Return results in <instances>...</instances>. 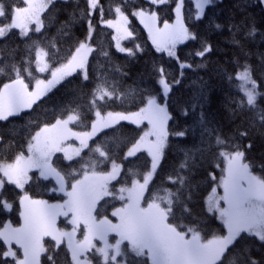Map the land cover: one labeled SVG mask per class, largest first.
I'll return each instance as SVG.
<instances>
[{
  "label": "trees",
  "instance_id": "1",
  "mask_svg": "<svg viewBox=\"0 0 264 264\" xmlns=\"http://www.w3.org/2000/svg\"><path fill=\"white\" fill-rule=\"evenodd\" d=\"M5 5L8 15L0 17V26L11 20L13 6L22 7V0H0ZM120 6L128 17V30L132 36L123 40L126 49H132L133 54L117 50L114 42L113 29L101 22L114 19L117 14L115 7ZM176 0H170L166 4H152L151 0H99V6L91 10L92 23L94 25L92 38L89 44L94 49L88 54L86 71L88 79L80 71L65 77L59 84L47 92L31 108H25L18 115L9 117L7 121H0V162H8L26 149V144L34 133L45 124H50L69 115V109H75L78 105L82 113L80 121L71 122L78 129H88L95 116L96 109L89 108L93 98V89L98 83L105 84L111 90L115 88L116 94H123V99L98 100L97 104L102 113L133 112L139 110L146 102L149 95H156L160 101L164 100L159 79V68L163 67L170 84L179 79V84H172V91L167 100L168 112L171 119L167 127L169 133L185 131L186 135L178 137L169 135L167 145L163 150L161 162L157 172L150 183V189L157 187L171 188L175 190L179 185H172L168 181L169 175H175V170L184 159V149L201 147L202 154L193 157L190 169L181 170V174L188 176L191 187V200H185L190 213L183 211V205L174 208V216L169 217V222L181 225L179 228L196 226L201 235L208 238L212 235L225 233V227L215 213L207 211L205 196L212 186L218 182L222 175L223 158L217 159V153L221 150L215 146V134L209 138L204 131L205 127L215 129L232 144H239L240 150L245 152L246 162L252 165V172L264 177V125L257 123L252 126L251 113L248 111L237 112L233 100L240 93L233 87L237 82L229 81V75L235 76L238 70H242L247 64L252 69L253 79L256 80L257 90L264 93V0H214L213 4L205 5L204 16L196 20V8L191 0H184L181 14L185 26L196 34L195 40H185L175 46L176 57H169L165 52H158L150 41L146 29L140 23L134 11L144 9L146 12L155 11L160 22L172 21L175 17ZM86 15L80 19V11ZM89 12L87 0H54L43 13L41 20L43 27L39 32L30 30L28 36H21L18 29H12L5 37L0 38V66L5 67V75L0 76V87L4 83L15 79L10 65L18 67H30L32 74H36L35 59L36 45L45 51L55 53L49 60L50 67H57L70 57L80 41L84 40L88 31ZM75 16V21L72 17ZM220 24V28H216ZM253 29H255L253 33ZM35 42V43H34ZM56 47H51L52 43ZM211 46V52L204 57L196 55L202 50V44ZM137 45L139 48H137ZM107 52L104 56L102 53ZM27 60H31L29 65ZM180 62L192 65V68L183 69L181 76ZM200 65V67H197ZM119 69V71H117ZM8 73H11L9 76ZM27 73L22 71V76ZM196 105L195 108L192 104ZM260 108H264V96L258 97ZM187 108L188 114H183ZM63 110V111H62ZM203 115L204 124H201ZM144 125H136L132 122L119 121L109 128L100 130L89 142L79 157L73 160H65L59 153L53 157V163L64 174L73 169L80 170L81 165L91 161L103 159L98 152H92L97 145L108 152L112 159L103 164H98L96 171L109 169L114 159L120 164V174L116 180L109 184L110 190L119 196L118 189L132 184V179L143 178V173L150 168L151 158L145 151H140L134 157L125 160L126 151L139 139ZM247 132L246 137H241L240 132ZM203 134V143H201ZM211 139V146L209 145ZM120 141H126L121 144ZM251 144V148L247 146ZM232 150V149H229ZM217 164L220 166L217 167ZM138 169L141 173L138 177L128 175V169ZM80 170L75 179L81 177ZM1 175V173H0ZM216 177L213 182L211 176ZM73 179H66L68 186ZM126 182V183H125ZM55 182L48 178H42L37 171L30 172L26 191L32 197L48 200H62L63 196L57 191ZM146 192V197L150 196ZM21 191L5 182L0 200L12 203V210H3L0 206V228L6 221L13 225L20 223L19 198ZM187 196V193L184 194ZM147 201V199L145 200ZM123 201L105 197L97 206V213L101 216L109 214V211L121 206ZM43 243L49 249L41 254V264H51L48 256L52 255L55 264H72L70 252L62 242L56 247L52 238L44 237ZM126 242L123 247L127 249ZM20 256V249L12 246ZM244 249H247L245 252ZM7 250V244L0 240V264L5 260L15 264L12 257H3ZM93 264H101L102 258L94 251L89 252ZM131 255V254H130ZM236 256V264H244V260L256 259L259 264H264V242L254 236L242 233L230 246L223 258V264ZM122 257H118V260Z\"/></svg>",
  "mask_w": 264,
  "mask_h": 264
},
{
  "label": "snow or ice",
  "instance_id": "2",
  "mask_svg": "<svg viewBox=\"0 0 264 264\" xmlns=\"http://www.w3.org/2000/svg\"><path fill=\"white\" fill-rule=\"evenodd\" d=\"M19 2V0H18ZM26 7L13 6L11 11V22L5 26H0V38L5 37L12 29H19L21 36H28V25L35 23V31L39 32L43 27L41 13L54 3V0H22ZM170 0H151L152 4H166ZM214 0H195L196 15L195 19L199 20L204 16L205 5L213 4ZM184 0H176V21L169 24L165 21L162 29L155 28L153 31L145 20L155 21L157 14L151 12L146 16V10L134 11L133 15L141 18V23L149 28V34L153 44L158 52H166L169 57H176L175 46L177 43H183L185 40H195L196 34L191 32L184 24L181 9ZM89 12L88 16V35L85 40L79 42L75 52L68 58L65 63H60L59 67H50L49 60L55 53H49L44 48L36 45V71L51 72V78L48 80L37 79L33 77L30 67H18L10 65L11 72H14L15 79L4 83L0 87V121H7L9 117L18 115L22 108H31L36 101L40 100L47 92L59 84L65 77L71 76L77 69H84L88 61V54L94 49L88 43L92 38L94 25L92 23L91 10L99 6V0H87ZM101 11V22L109 27H116L119 32L121 27L125 37H113L117 41V49L121 52L133 54L132 49L121 47L120 39L132 36L128 31V17L124 14L120 6L115 7L117 19L103 20V9ZM8 15L5 5L0 2V17ZM86 13L80 11V19L85 18ZM73 16L72 20L75 21ZM220 28V24L215 25ZM255 29H253L254 33ZM35 43V42H34ZM51 47L55 48L53 42ZM137 48L139 46L137 45ZM211 52V46L206 43L202 44V50L197 51L196 55L204 57ZM107 56V52L102 53ZM31 64V60L26 61ZM197 67H200L198 65ZM192 68V65L186 62H180L181 76L183 69ZM22 71L27 73L29 79H35L36 87L29 91V85L25 83ZM119 71V69H117ZM159 79L157 83L161 86L165 98V104L157 102V96L149 95L147 103L141 107L138 112L124 114L121 112H108L106 116L101 115L98 100L116 98L123 99V94L117 95L114 87L109 90L105 84L98 83L93 89V98L89 108L96 109L97 119L92 122L91 132L75 133L68 128L70 122H79L82 113L79 105L75 109H69V115L66 119H57L54 124H45L31 137L27 145L28 155L25 156L21 151L15 156L12 163L0 162V195H2L5 178L9 184H15L17 188L24 189L28 182V172L32 168L39 169L40 176L48 179L49 176L55 178L58 188L52 191L63 192L67 199L63 204H48L44 200H33L27 192L20 196V216L23 223L18 228H12L10 224H5L0 229V240L5 244H11L12 241L23 250V259H17V252L9 248L2 253L3 257H12L15 264H41V254L49 251L43 243L45 236H50L55 241L56 247L59 248L61 243L66 240L67 249L71 253L72 264H93V260L86 253L95 249V254L102 258L101 264H223V258L227 254L230 246H234L235 241L242 233L248 236H254L261 242H264V177L254 175L252 165L246 162L245 152L240 150L239 144H232L229 139L224 138L215 129L205 127L204 131L209 138L215 134V146L221 149L217 153V159L223 158L224 167L219 184L214 186L206 198L207 211L216 213L217 219L222 221L227 229V234L223 236L213 235L210 239H203L201 232L196 226L187 227L186 231H179L181 225L168 223L169 217L174 216V208L177 205H183V211L190 213L185 200H191V187L188 176L182 175L181 170L190 169V163L194 162L193 157L202 154L204 149L195 147L184 149V159L180 162L175 170V175H169L168 181L172 185H179L175 190L165 187H157L155 190L150 189V183L157 172V168L163 156V150L167 145L169 135L183 137L185 131L169 133L168 121L171 116L168 112L167 100L172 91V84H179L180 80H173L172 84L168 82L167 74L163 67L157 70ZM5 67L0 66V76L5 75ZM10 76L11 73H8ZM84 79H88L87 71H84ZM235 80L237 83L233 87L240 93V96L233 100L235 108L233 114L237 112L248 111L251 115L252 126L257 123L264 125V108L259 107L258 97L264 96L257 90L256 80L253 79L252 69L249 65H243L242 70L235 73V76L229 75V81ZM195 108V103L192 104ZM63 111V110H62ZM183 114L187 115V108L183 109ZM131 121L139 124L147 121L150 128L140 136L139 140L129 149L125 155L134 157L142 149L146 150L151 157V167L143 173V182L139 179H132V186H122L118 189L119 196L110 190L109 182L116 180L120 174V165L112 160V171L100 173L96 171L98 164H103L112 159L108 152L102 150L97 145L92 152H98L103 159L91 161L81 165L80 170L83 176L75 179L78 171L73 169L70 172L61 174L52 166L51 159L54 152H63L65 159L71 161L73 157H79L81 148H88V139L95 136L101 128H109L119 121ZM204 119L201 116V124ZM76 136L80 139L81 148H75L71 154L62 144L67 140L68 135ZM247 132H240L241 137H246ZM149 137H154L150 140ZM0 136V141H2ZM121 144L126 141H120ZM201 143H203V134ZM211 146V139H209ZM251 148V144L247 146ZM232 149V150H229ZM220 165L217 164V167ZM128 175L138 177L141 175L138 169H128ZM73 179L71 190L65 187L66 179ZM213 182L216 181L214 175L211 176ZM126 183V182H125ZM217 187L223 188V194L217 193ZM146 192L150 196L146 197ZM187 193V196L184 194ZM112 197L124 201L123 206L116 208L112 215L118 218V223L113 224L106 216L97 220L93 215L98 204L105 198ZM147 199V206L142 202ZM224 206H221L220 202ZM0 206L3 210H12V203L6 200H0ZM72 215L71 232L61 231L56 228V217L63 215ZM83 223L85 235L83 240L75 238L76 231ZM115 232L119 239L115 244L108 242V234ZM93 238L103 242V247H96ZM127 241V249L122 247L123 242ZM111 249V252L109 251ZM246 252L247 249H244ZM131 254V255H130ZM83 256V259H81ZM118 257L122 259L118 260ZM51 264H55L52 255L48 256ZM3 264H10L5 260ZM229 264H236V256L229 261ZM244 264H259L256 259H245Z\"/></svg>",
  "mask_w": 264,
  "mask_h": 264
},
{
  "label": "rangeland",
  "instance_id": "3",
  "mask_svg": "<svg viewBox=\"0 0 264 264\" xmlns=\"http://www.w3.org/2000/svg\"><path fill=\"white\" fill-rule=\"evenodd\" d=\"M192 1V3L194 4V6H195V8H196V3H195V0H191ZM22 7H26V5L24 4ZM137 11H140V10H137ZM151 15V12H146V16H150ZM136 17H137V19L140 21V23H141V18L139 17V16H137V15H135ZM117 19V16L114 18V19H112V20H116ZM175 21H176V12H175V17H174V19L172 20V21H167L169 24H174L175 23ZM11 22V20L9 21V22H7V23H5L4 25H1V26H5V25H7V24H9ZM145 23H147V24H149V27H152L153 28V31H155V28H160V29H162L163 28V26H164V23L165 22H160L159 20H158V17L155 19V21H149V20H145ZM145 23H141L142 25H143V27L146 29V31H147V34H148V37H149V39H150V41L152 42V44H153V41H152V38L150 37V34H149V28H147V27H145ZM105 24V23H104ZM105 25H107V24H105ZM28 28H29V31L30 30H34L35 29V23L33 22V23H31V24H29L28 25ZM110 28H112L113 29V32H114V37H118V38H120V37H125V33H124V31H123V27H121V29H120V31L118 32L117 31V28L116 27H110ZM127 29H128V26H127ZM19 30V29H18ZM129 31V30H128ZM19 32H20V30H19ZM87 35H88V31H87V33H86V37H87ZM86 37L84 38V40L86 39ZM125 38H122V39H120V45H121V47H123L124 48V46H123V40H124ZM114 42H115V46H116V44H117V41L114 39ZM88 43H89V41H88ZM177 44H179V43H177ZM176 44V45H177ZM154 45V44H153ZM78 46V45H77ZM76 46V47H77ZM41 47V46H40ZM154 47L156 48V46L154 45ZM116 48H117V46H116ZM76 49V48H75ZM118 50V49H117ZM74 52H75V50H74ZM73 52V53H74ZM72 53V54H73ZM166 53V52H165ZM71 56V55H70ZM45 60H46V57L44 58ZM47 61V60H46ZM66 62V61H65ZM64 62V63H65ZM57 67H59V65L57 66ZM35 70H36V64H35ZM86 70V65H85V68L84 69H77V71H80L83 75H84V71ZM239 71V70H238ZM26 76H27V74H26ZM24 77V76H23ZM33 77H35V78H37V79H42V80H48V79H50L51 78V72L50 71H46V72H43V73H41V72H38V71H36V74H33ZM25 78V83H27L28 85H29V91H32L33 89H35V87H36V83H35V79H29L28 77H24ZM161 92H162V88H161ZM162 94H163V92H162ZM154 96H156V95H154ZM157 102L159 103V104H161V105H164L165 104V99L164 100H162V101H160L159 99H158V97H157ZM146 103H147V100H146V102H145V104L142 106V107H144L145 105H146ZM23 109H25V108H22L21 110H23ZM139 110H137V111H133V112H121V113H124V114H130V113H134V112H138ZM108 112H113V113H116V112H114V111H107V112H104V113H102L101 112V115L102 116H106V114L108 113ZM67 118V116L64 118V119H66ZM97 119V117H96V115L94 116V119H93V121H95ZM92 121V122H93ZM124 121H127V120H124ZM127 122H131V121H127ZM55 123V121L54 122H52V123H50L49 125H51V124H54ZM136 125H144V127H143V129H142V133L140 134V136H142L143 134H144V132H146V131H148L149 130V128H150V126H149V124H148V122L145 120V121H142V122H140L139 124H136ZM43 127V126H42ZM68 128H70L71 129V131L72 132H75V133H84V132H91V130H92V124H91V126L88 128V129H78V128H75V127H73L72 125H71V122L68 124ZM102 129H104V128H101V130ZM37 131H39V129L37 130ZM36 131V132H37ZM35 132V133H36ZM35 133H34V135H35ZM98 133V132H97ZM96 133V134H97ZM92 138V137H91ZM90 138V139H91ZM140 138V137H139ZM90 139H88V141H87V143L89 142V140ZM148 139H150V140H152V139H154V137H149ZM30 140H31V138H30ZM139 140V139H138ZM29 142V141H28ZM136 143V142H135ZM134 143V144H135ZM27 145H28V143L26 144V149L23 151L24 152V154H25V156H27L28 155V152H27ZM62 146L65 148V149H67L68 150V152L71 154V152H72V150L73 149H75V148H81V143H80V139H78L76 136H72V135H68V138H67V140H65L64 142H63V144H62ZM132 147V146H131ZM130 147V148H131ZM129 148V149H130ZM85 148H81V153H82V151L84 150ZM129 149L126 151V153L129 151ZM141 151H145L146 153H147V151L146 150H141ZM56 153H59L64 159H65V157H64V153L63 152H54L53 154H52V159H51V163H52V166L53 167H55L58 171H60L57 167H56V165L53 163V157H54V155L56 154ZM80 153V154H81ZM126 153H125V155H126ZM148 154V153H147ZM74 158H76V156H74L73 157V159ZM151 158V157H150ZM14 160H15V158L13 159V160H11V161H8V162H4V163H12V162H14ZM65 160H67V159H65ZM118 165H120L119 163H117ZM150 167H151V164H150ZM223 167H224V161H223ZM33 170H35V171H37V173H38V175L40 176V171H39V169H36V168H32V169H30L29 170V172H28V177L30 178V172L31 171H33ZM112 171V164L110 165V167H109V169L108 170H106V171H97V172H100V173H108V172H111ZM61 174H63L62 172H61ZM223 174V173H222ZM254 174V173H253ZM1 175H2V173H1ZM254 175H257V174H254ZM82 176H83V174H82ZM82 176L81 177H79V178H77V179H80V178H82ZM222 176V175H221ZM220 176V177H221ZM41 177V176H40ZM43 178V177H42ZM48 178H50V179H52L54 182H55V184H56V188H58L59 187V185H57V183H56V180H55V178L54 177H52V176H49ZM28 181H29V179H28ZM113 181V180H112ZM112 181H110L109 182V184L112 182ZM219 181H220V179L218 180V182L216 183V184H214V186H217L218 184H219ZM5 182H7V179L5 178ZM74 181H72V183H73ZM140 182L142 183L143 182V178L140 180ZM27 184V183H26ZM26 184L24 185V189H19L20 191H21V195L20 196H22V195H24V193L25 192H27L26 191ZM14 186H16L15 184H13ZM132 186V184H130L129 186H126V187H131ZM214 186H212V188L214 187ZM65 187H66V189L67 190H71V188H70V186H68V184H67V182L65 181ZM212 188L210 189V191L207 193V195L205 196V204H206V198H207V196L209 195V193L211 192V190H212ZM58 193H61L62 194V196H63V198H62V200H59V201H56V200H48V199H45V198H37V197H32V196H30L29 194V196L31 197V199H33V200H44V201H47L48 202V204H63V202H64V200H66L67 199V196L63 193V192H60V191H57ZM217 193L219 194V195H222L223 194V188L222 187H217ZM123 203H124V201H123ZM221 203V206H224L223 205V202L221 201L220 202ZM142 204H143V206H147V201H143L142 202ZM19 206H20V200H19ZM123 206V204H121V206H118V207H114V208H112L110 211H109V214L108 215H105L109 220H111L112 221V223L113 224H115V223H118V218L117 217H114L113 215H112V213H113V211L116 209V208H120V207H122ZM206 207H207V205H206ZM22 209H21V206H20V211H21ZM216 214V213H215ZM93 215L96 217V219L97 220H100V219H103L105 216H101V215H99L98 213H97V209H96V211H94V213H93ZM216 215H218V214H216ZM20 219H21V221H20V223L19 224H17V225H13L9 220L8 221H6L4 224H3V226L0 228V229H2L3 227H4V225L5 224H10L11 225V227L12 228H18V227H20L21 225H22V223H23V220H22V218H21V216H20ZM71 220H72V215L71 214H69L67 217L66 216H63V215H60V216H57L56 217V228L57 229H59V230H61V231H66V232H71V230H72V227H73V225L71 224ZM168 223H170L169 221H168ZM170 224H172V223H170ZM174 225V224H173ZM178 230L179 231H186L187 230V227L186 228H179L178 227ZM227 234V229L225 228V233L223 234V235H226ZM84 235H85V229H84V226H83V223H81V225H80V227L77 229V231H76V236H75V238L77 239V240H83V238H84ZM215 235H218V236H223V235H219V234H215ZM213 236V235H212ZM212 236H210V237H208V238H205V237H203L202 236V238L203 239H205V240H207V239H210V238H212ZM45 237H47V238H52V237H50V236H45ZM44 239V238H43ZM117 239H119V237L117 236V234L115 233V232H110L109 234H108V242L110 243V244H115V242H116V240ZM126 242V244H127V241H125ZM125 242H123V243H125ZM63 243L67 246V242H66V240L65 241H63ZM93 243L96 245V247H103V242L102 241H100V240H98V239H96V238H93ZM13 245H15L16 247H18L19 248V246L15 243V241H12L11 242V244H7V250L9 249V248H11L13 251H15V249L12 247ZM122 247H123V244H122ZM127 247V246H126ZM124 248V247H123ZM20 249V248H19ZM6 250V251H7ZM91 251H94L95 252V249H93V250H91ZM90 251V252H91ZM110 252H111V249L109 250ZM70 255H71V253H70ZM86 255L90 258V254H89V252L88 253H86ZM17 259H23V250L22 249H20V256H17ZM81 259H83V256H81Z\"/></svg>",
  "mask_w": 264,
  "mask_h": 264
}]
</instances>
